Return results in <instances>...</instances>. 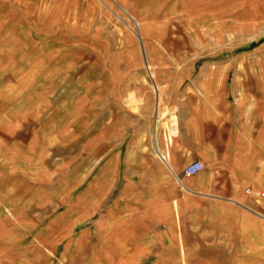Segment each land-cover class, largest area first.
Wrapping results in <instances>:
<instances>
[{
  "label": "rangeland",
  "instance_id": "obj_1",
  "mask_svg": "<svg viewBox=\"0 0 264 264\" xmlns=\"http://www.w3.org/2000/svg\"><path fill=\"white\" fill-rule=\"evenodd\" d=\"M250 4L0 0V189L24 187L27 177L54 194L40 211H19V219L31 223L17 225L15 212L8 225L0 222V238L9 242L13 264H114L119 237L123 250L135 246L132 256L145 251L131 242L141 236L130 224L156 182L151 176L169 169L154 150L156 118L157 140L162 127L174 129L173 119L162 120L167 110L161 107L164 89L158 76L167 67L160 65L189 60L197 69L215 60L242 59L248 44L264 41ZM13 48L20 51L15 54ZM48 49L50 54L43 55ZM63 54L74 61L58 74L50 69ZM45 72L50 77L44 79ZM98 123L105 129L98 131ZM50 128L68 139L52 141ZM93 135L95 142L84 152L83 139ZM179 245L185 257L184 244ZM173 255L171 246L165 256ZM133 258L123 254L121 264L145 261Z\"/></svg>",
  "mask_w": 264,
  "mask_h": 264
},
{
  "label": "crops",
  "instance_id": "obj_2",
  "mask_svg": "<svg viewBox=\"0 0 264 264\" xmlns=\"http://www.w3.org/2000/svg\"><path fill=\"white\" fill-rule=\"evenodd\" d=\"M249 4L264 35V0H249ZM59 49L63 50L53 48ZM14 50L15 54L20 51ZM243 52L242 59L215 60L197 65V69H193L195 61L189 60L163 61L160 65L167 67L158 76L164 89L161 107L167 110L162 120L171 123L173 119L174 129L162 127L157 140L156 118L154 150L169 169L151 176L156 182L151 192H145L144 206L130 224L141 236H132L131 242L142 244L145 251L136 250L140 254L132 256L135 246L129 252L123 250L119 237L114 264H121L123 254L134 257V262L145 259L142 264H264V41L248 44ZM72 58L63 54L50 70L62 74ZM50 75L45 72L43 77ZM158 113L157 98L156 116ZM71 129L67 126L65 130ZM103 129L105 125L98 123V131ZM48 132L52 141L68 139L51 128ZM95 139L96 135L84 138L81 149L88 151ZM192 160H199L203 169L183 176V165ZM25 181L24 187L5 184L0 189L1 223L8 225L12 212L17 225L31 223L32 219L20 220L19 211L36 212L51 204V187L42 191L33 180L25 177ZM8 243L0 238V264H13L7 255ZM180 243L184 244L185 257ZM187 244L205 246L197 251ZM171 246L176 257L165 256Z\"/></svg>",
  "mask_w": 264,
  "mask_h": 264
},
{
  "label": "built area",
  "instance_id": "obj_3",
  "mask_svg": "<svg viewBox=\"0 0 264 264\" xmlns=\"http://www.w3.org/2000/svg\"><path fill=\"white\" fill-rule=\"evenodd\" d=\"M203 169V164L199 160L187 162L182 167L183 176H191Z\"/></svg>",
  "mask_w": 264,
  "mask_h": 264
},
{
  "label": "bare ground",
  "instance_id": "obj_4",
  "mask_svg": "<svg viewBox=\"0 0 264 264\" xmlns=\"http://www.w3.org/2000/svg\"><path fill=\"white\" fill-rule=\"evenodd\" d=\"M139 39H140V41H141V47L144 49V47H143V41H142V38H141V36H139ZM147 63V62H146ZM148 70H149V68H148ZM150 73H151V71H149Z\"/></svg>",
  "mask_w": 264,
  "mask_h": 264
}]
</instances>
